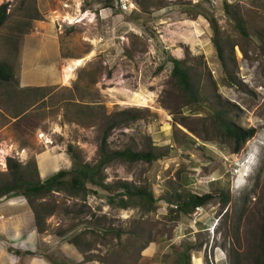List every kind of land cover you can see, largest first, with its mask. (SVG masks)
Masks as SVG:
<instances>
[{
	"label": "rangeland",
	"instance_id": "1",
	"mask_svg": "<svg viewBox=\"0 0 264 264\" xmlns=\"http://www.w3.org/2000/svg\"><path fill=\"white\" fill-rule=\"evenodd\" d=\"M118 1L0 0V64L10 76L0 79V180L6 158L31 180L69 169L70 155L93 164L110 125L108 150L157 155L109 162L105 188L85 183L84 197L36 196L53 207L42 239L32 254L8 247L7 259L138 264L153 247L143 264H252L264 224V0H121L123 11ZM170 58L189 68L196 101L170 76ZM215 113L253 129L237 151ZM248 153L257 163L246 178ZM120 182L151 194L154 208L117 207ZM187 194L212 197L184 213L174 202ZM13 196L31 212L20 194L0 201ZM76 234L77 248L68 243Z\"/></svg>",
	"mask_w": 264,
	"mask_h": 264
},
{
	"label": "trees",
	"instance_id": "2",
	"mask_svg": "<svg viewBox=\"0 0 264 264\" xmlns=\"http://www.w3.org/2000/svg\"><path fill=\"white\" fill-rule=\"evenodd\" d=\"M222 7L224 12L228 13L229 5L223 2ZM5 9V4H0V26L6 17ZM196 14L199 13L196 12ZM206 19L210 28L213 30L215 28L214 23L212 20L208 18ZM234 25L241 34H244L243 25L239 20H236ZM212 44L217 57L221 59L222 49L220 43L217 39H214ZM169 62L171 63L170 76L175 80L180 89L186 93L191 101H196L197 93L195 91L196 89L190 82L189 68L183 66L182 61L178 59L170 58ZM9 77L10 76L6 72L5 67L0 64V79L8 80ZM214 115L224 135L231 140L234 151H237L245 139L253 134L252 128L242 129L222 121L218 113H215ZM110 127L111 125L107 126L105 132L101 136L97 147V159L93 164L78 162L73 155H70L71 166L69 169H59L43 180H31L28 178L27 174H25L23 167L18 162L6 158L7 175L4 179L0 180V197L9 194L22 195L26 199L32 212L34 227L36 231L40 232L43 230L44 225L43 215L50 214L53 207L48 206L44 201H41L39 205L34 204L33 201L36 196L42 198V195L50 193L51 191H63L68 197H76L79 195L84 197L86 194L85 183L105 188V185L101 182L100 172L109 162L117 159L127 162H150L157 157V155L153 154L151 151H131L129 148L108 150L106 148V136ZM114 187L118 188L116 192V203L114 202L115 198L109 196L107 198L108 204L115 203L117 207L125 208L126 206L135 203L147 211L154 208V200L151 194L146 193L144 190L131 187L125 182L116 183ZM211 197V194H187L181 199V201H175L174 207L178 211L184 213L189 212L190 210L205 204L211 199ZM63 233H58V236H62ZM78 237L77 234L73 235L69 238L68 243L76 248L79 247ZM86 245L87 244H85V246ZM252 264H264V224H261L259 227L257 252Z\"/></svg>",
	"mask_w": 264,
	"mask_h": 264
},
{
	"label": "crops",
	"instance_id": "3",
	"mask_svg": "<svg viewBox=\"0 0 264 264\" xmlns=\"http://www.w3.org/2000/svg\"><path fill=\"white\" fill-rule=\"evenodd\" d=\"M22 217L26 219L23 220ZM42 235L43 233L41 234L36 231L32 214L28 210V207L19 202L17 197L13 196L0 201V239L5 240L8 245L7 247H4L3 244L0 245V264L14 263H11L10 259L8 260L6 257L8 247L28 250L26 254H32L31 251L35 249L37 240L42 239ZM23 252L24 251H19L20 254ZM152 252L153 247H150L147 253L141 252V258L138 264H143L144 259L152 256ZM32 259L33 258L29 259L28 264H33V262H31ZM44 263L45 261L42 260V262L37 264Z\"/></svg>",
	"mask_w": 264,
	"mask_h": 264
},
{
	"label": "clouds",
	"instance_id": "4",
	"mask_svg": "<svg viewBox=\"0 0 264 264\" xmlns=\"http://www.w3.org/2000/svg\"><path fill=\"white\" fill-rule=\"evenodd\" d=\"M250 158V160H248ZM245 160V163H248V167L244 170L245 171V174H243V176H245L246 178H248L253 169L255 168V165L257 163V159L255 156L252 157V155L250 153H248L247 157L244 158ZM245 168V166H244Z\"/></svg>",
	"mask_w": 264,
	"mask_h": 264
},
{
	"label": "built area",
	"instance_id": "5",
	"mask_svg": "<svg viewBox=\"0 0 264 264\" xmlns=\"http://www.w3.org/2000/svg\"><path fill=\"white\" fill-rule=\"evenodd\" d=\"M208 2H209V5L214 6L218 2V0H208ZM118 4H119V9L120 10L123 11L126 8V5L123 2H121V0L118 1Z\"/></svg>",
	"mask_w": 264,
	"mask_h": 264
},
{
	"label": "bare ground",
	"instance_id": "6",
	"mask_svg": "<svg viewBox=\"0 0 264 264\" xmlns=\"http://www.w3.org/2000/svg\"><path fill=\"white\" fill-rule=\"evenodd\" d=\"M71 22V21H70ZM75 64L77 65V66H79L80 64H81V59H77L76 61H75Z\"/></svg>",
	"mask_w": 264,
	"mask_h": 264
}]
</instances>
